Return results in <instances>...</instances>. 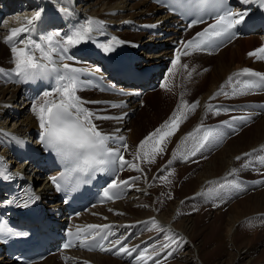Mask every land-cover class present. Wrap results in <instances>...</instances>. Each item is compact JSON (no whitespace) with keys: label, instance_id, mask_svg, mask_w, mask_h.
I'll return each instance as SVG.
<instances>
[{"label":"bare ground","instance_id":"obj_1","mask_svg":"<svg viewBox=\"0 0 264 264\" xmlns=\"http://www.w3.org/2000/svg\"><path fill=\"white\" fill-rule=\"evenodd\" d=\"M130 1L132 0H96L95 2L94 0H0V22L2 21V18H5L0 24V69H4L3 72H0L1 74L0 75V142L2 143V146H0V161L1 163H3L1 164L3 167L0 166V173H3L4 175L9 174L11 176V179H13L14 182L17 181L22 188L30 189L31 187V194L37 197L39 202L44 207L45 211H47L48 207H51V209L59 210L60 217L62 219L59 222L55 221L57 224L56 231L54 227L51 228L53 232L55 231L53 238L48 230L42 228V224L39 225L38 223H34L35 219L31 217H23V216H21L19 219L20 221H30V223L34 224L33 226H38L39 234L47 235L46 244L49 241H50L49 243H54L55 245L57 244L59 232L63 227V224H61V222L65 223L67 221L64 220V217H62V213L66 205H64L63 202L56 201V198L60 195L59 193H56V189L54 190V187L51 184V178L55 174L54 171L56 170L47 171V167L41 166V162L44 161L43 159L36 160V162L34 161L37 155L41 158V156L46 152L43 151V145H42L43 143L40 141L39 138L42 130L40 128L37 115L33 111V105L34 104L38 105L42 103L45 99L58 100L59 94L54 91L55 87L58 84V80L57 78H55L52 85H49V87L46 90H42L40 92V95L35 100H31L32 95L35 94V92L37 91V83L39 80L38 78L32 80H22L19 77L17 78L10 77L9 73H13L11 70L14 69L15 67L14 57L11 51L12 45L9 43H5L4 38L7 35H9V30L11 28L20 27L22 24L26 22L27 19H31L37 11H40L41 13H44L46 15L47 22L45 21L44 23H46V27H47L46 32L48 33L46 34L41 33V29H39V27L37 26V20H35L33 25L30 26L31 31L29 33L22 35L20 37L21 39H25L26 37L30 36L31 39H34L36 43H43L42 38L46 35L53 33H59L57 39H63L66 33L70 34L72 31L79 29L81 26L85 25L89 19L100 21L102 23L92 25L93 31L89 34L90 36L89 39L81 42L78 45L68 47L66 54L69 55L70 58H72L74 61L69 59L65 54L63 55L60 53L53 54V59L56 61L57 65L63 63H69V65H71L72 67L75 68L80 67L82 69H84V66H88L95 73L105 75L109 77L111 81H115L119 85H123L125 87L129 86L131 88L138 87L141 89H146L148 83H150V81L153 80L154 77H156L160 72V70L163 68L164 63L162 61L165 60V56L176 55L174 46L168 47L167 45L169 41H173L175 44H179V41L176 40V37H180L181 33L179 32V30L172 27L171 22H174L176 18L173 15L166 13L164 8L156 6L155 4H153L151 0H139L138 2H135L133 4H130ZM232 2L233 1H231V4ZM78 6L82 7V10L79 9ZM159 10L163 12L160 13ZM256 20L257 19H252L248 23L247 28H249L253 23H255ZM55 22H58L59 26H55L54 24ZM61 23H65V25L69 28V31H65L64 28H62L63 26H61ZM132 23L157 24L158 27L161 28V31H159L160 33L158 34L157 37H159V35L160 37L163 36L166 37L168 32L171 31L169 32L170 36L166 37V39L161 41V43L159 42L157 44L156 43L157 41L155 40V42L151 41V43L149 42V44H146L148 50L153 49L152 47H154L155 49H159V47L164 46L162 50L159 51L157 50L158 53L154 55L157 57L156 60H150V59L147 60V58L151 57V55L145 58L143 56L142 57L140 56V54L141 55L143 54L142 52L139 51H138L139 53L137 52V50H140L141 48L139 43L140 38L144 36L143 33L146 32H142V34L130 33L128 31H125L124 33H120L121 31H119V29L122 28L126 29L124 27H127V24L130 26ZM203 24H198L195 26H199ZM167 25L168 27H166ZM195 26L194 25L187 26V29H191ZM256 27L258 28V26ZM36 28L38 31L35 33ZM49 28H51L52 31L49 32ZM112 28L115 29L114 34L111 32V30H113ZM173 33H175V35H173ZM253 33L254 34H251L252 38L248 39L246 42L249 43L253 41L254 43H257L258 41L260 42L261 40H264V32L256 31L255 29ZM121 35H128V37L130 35L133 39H137V40H133V39L130 40V38L129 39L124 38ZM152 37H154L153 34H151L150 38ZM92 40H97V41L100 40V42H103L104 46L106 45L110 46L111 50L108 52H115L114 50H116L117 47L128 48V50L127 49L119 50L118 52H115L113 55L123 56L125 53L128 54H126L124 58H120L119 62L117 63H113L114 61H112L111 63L107 62V64H105L104 61L101 60L96 55V53L91 49L81 50L77 52V50L81 49L84 42L88 43L95 49H99L100 45L95 44ZM148 40L150 39L144 40L143 43L147 42ZM233 41L239 42L241 41V39L240 40L233 39L231 42ZM17 46L23 47L22 44H18ZM219 48L220 47L215 46L210 48L209 50H197L196 53L194 54L192 53L190 56H196V54H199L206 56L207 58H211L210 65L214 63L213 58L215 57L216 65L214 70L216 71V73H220L224 75H229V74L232 75L233 67L239 68L241 66L242 67V68L240 67L241 69L246 68L244 67L245 64L242 65L238 63L236 65V62L239 60L241 54L239 56H236L234 54L232 55L229 54L228 52H230L229 51L230 47L228 46H226L225 48L223 47L224 49L222 48L221 49L222 51H219L218 53H214L217 55L213 56L212 53L215 50H219ZM35 55L37 57L40 56L38 50L35 52ZM91 57H94L95 59H92ZM254 58L258 59L256 56H254ZM156 62L159 65L158 67L154 68V70L152 69L150 71H144L138 68L139 66H146L151 64L153 65L156 64ZM74 64L79 66L76 67ZM171 64L172 62L170 61L166 62L167 66ZM257 64H259L257 66L259 69H263L261 67H264V61H259L257 62ZM165 69H167V67ZM253 70L254 69H252V71ZM104 71L109 74L103 73ZM216 73H214L215 76L214 80H218ZM77 75L79 76V78L78 77L77 78L81 82V84L80 87L78 88L76 95L80 97L82 101V106L88 109L90 112L94 113V117L96 115L97 116L103 115V112L98 111L99 106L101 105H99V101H95V99L106 97V95L105 94H100L105 96L98 95L99 91L93 90L92 87H90L93 85V82L90 79L85 78L81 72L77 73ZM51 76H54V73L46 75L44 76V78L48 79ZM131 82H136L137 86L135 85V83H131ZM226 82H229V79H227ZM149 89L150 88H148L147 90ZM46 91L51 92L52 95L45 98L43 96V93ZM81 91H85V92L89 91L91 94L95 96L86 98L81 94ZM246 96L251 98L244 99L242 100L243 102L246 103L249 102L248 105L255 106V108H264V103L251 101V100H255L253 97L264 98L263 89L261 88L254 89L250 91V94L249 93L246 94ZM144 97L145 96H143L142 101H144ZM118 109L117 112L113 114V116L115 115V120L119 119L120 122L125 120V124L130 123L132 124L133 127V131L127 133L126 135L127 142L125 143L127 144L128 147L130 140H133L135 135L138 133L137 130L134 129L136 120L131 121V118L124 117L123 111L120 110L121 108ZM8 115H10L12 118L9 117ZM99 120L101 125L102 123H105L106 120H110V119H99ZM97 122L98 119L93 118V123L97 124ZM259 122H260L259 124L250 128V131L257 130L259 132L260 129H262V132H260V135L258 137L251 138L250 141L248 140V144L244 151L249 150L250 148H252L253 145L256 146L259 143L262 144L261 146L264 145V120ZM127 126L128 125L125 126L124 124H122V125H116L115 127H120V130L123 131L125 128H127ZM252 139L256 140L253 144L250 143ZM21 142L24 143L25 145L21 144ZM254 146L253 149L261 147V146L260 147L257 146L254 148ZM24 148L35 150V152H28L27 155L28 160H24L22 158V155L19 154V152L16 153L15 151V149L17 151L19 149V151L21 152ZM120 150L123 151V149ZM244 151L242 150L238 151L235 146L233 147L231 146V148L226 149L224 152H221L220 154L213 156V158L210 161L209 160L207 161L204 167L205 173L200 183H202L203 180H207L211 177L218 176L217 173L219 174L221 171L223 172L228 165L230 166V164H232V160L235 158V156H237L238 154ZM249 152L250 151L244 152L242 155L244 156L245 153H249ZM261 153H264V151H261ZM16 161L22 163L25 162V165L28 162L29 163L26 166L23 165L21 167L16 165L15 169L12 170L11 163H14ZM30 165L31 166L35 165L37 168L33 170L30 168L27 172H25V170H22V167L25 166V169H27L26 167ZM262 165L263 163L260 164V160H259L258 164L256 165V168L259 169L262 167ZM223 173H228V171ZM31 177L34 178V181L31 180L32 179ZM198 179H201L200 175L192 179L189 182V184L192 187H194ZM35 181L40 183L37 186L38 190L41 193L46 194L48 198L42 196V194L40 195L39 192L34 191L35 187L33 185L35 184ZM4 188L5 187L0 186V205L1 202L7 198V196H5L6 192L4 194L5 198H1V192L4 193V191H7L6 189L4 190ZM139 195H141V193H139ZM145 199L146 198H141L134 200L132 202L130 200H121L120 198L119 200L112 203H108L107 205L95 206L91 208L89 211L83 212L81 215L75 216L73 219H70L67 222H69L71 227L82 226L84 224L93 223V222L99 224L111 223L112 235L113 238L116 240H119L125 234L126 230L131 228L135 223L136 229L132 234V239L134 238V236H136V238L134 241H130L131 240L130 239L129 240L130 242L124 245L129 250L135 248V251L131 252V255L134 252H136L135 257L133 259V262L135 264H151L150 259L147 258L152 253L149 250H147L145 257L142 260L136 259V257L141 252H143L142 244L146 242V237L145 236L141 237L143 233V230H141V226L146 227L150 221L148 219H150L151 217H154L155 219L153 224L162 225L160 230L166 231V233L171 235L172 237H177V245L172 244L169 247V249H171L172 247L173 248L177 247L175 249L176 252L179 250V252H177L176 255L177 256L176 264H243L244 262H247V264H249V262L251 261V258L253 256L252 255L253 250L251 247L247 248L244 247L243 245L241 246V248L238 247L239 250L235 252V256L231 258V260L224 258L222 255H220L212 262H205L202 259H206L208 254L207 251H205V243L207 242H205L206 240H203L202 238L203 235L201 233L204 230L203 224L205 223L201 224V227H198V222L196 221L197 215L195 216L194 214H192L185 216L180 221L181 223L178 224L176 222V218L173 215L175 209L174 203H172L170 207L161 211L159 214H156L152 211L146 210V207H142L145 205L143 202ZM228 199L229 198L225 199V201L222 202V208L220 210L218 209L219 211H216L217 212L216 219L213 222V224L216 222L219 223V221L221 222V224H219V228H217V230L220 229V232L216 233V235L214 233L213 236L214 238L217 239L216 245L223 243L224 239H223V234L221 232L223 227L230 226L229 227L230 229L236 227V229L238 230L237 225L240 224L235 225L237 221H239L245 216L250 215L251 213H256L257 211H260L261 209L260 207H262V202L256 199L254 196H249V197L247 196V198H244L241 201H237L236 203H232L230 205H229L230 201ZM47 203H49L50 206ZM205 203L206 202L203 199H200V200H196L193 204H190L188 206L193 207L195 209L199 206L205 208L207 205ZM131 205H135L136 209H133ZM227 205H229V207L227 209L224 208L227 207ZM53 206L56 207L54 208ZM223 208L226 209L227 211L224 210ZM132 213L136 215V218L134 220L138 219L136 222H133V220H128V216ZM225 216H226V223L224 224L222 219H224ZM44 218L43 220L40 221L41 223L46 221H52ZM127 222H133V223H131L130 225L124 224ZM145 223L147 224L145 225ZM248 223H250L251 225L253 221L252 220L245 221L241 223L240 226L242 225L247 226ZM210 225L211 226L208 227L210 228L209 235H207L208 237L214 232L213 231L214 227L212 226V223ZM236 231L233 230L232 233V236L234 238L236 237V233H237ZM38 239L39 238H36L34 242H36ZM180 239H184V241L187 242L188 244L192 243L191 245L193 246H188V244L181 246ZM233 242L235 244V241ZM0 247H1L0 248L1 251L4 249L5 251H7L4 245H1ZM46 249L48 250L50 248L46 247ZM234 249L235 247L233 248V250ZM37 252L40 251L38 250ZM100 252L86 253V252H81L79 250L70 249V250L62 251L60 255L63 257L64 260H69L71 262L70 264L77 263V261L80 259H82V262L77 264H85V262H87V264H128L129 257L131 256L128 255L127 253H125L124 257H121L120 256L121 254H116V253L113 255H109L108 253L103 255ZM55 258L56 256H52V257L50 256L46 258L44 261H40L39 263H35V264H59L58 262L55 261ZM15 263L16 262L14 261L5 259L3 255L0 254V264H15Z\"/></svg>","mask_w":264,"mask_h":264},{"label":"rangeland","instance_id":"obj_2","mask_svg":"<svg viewBox=\"0 0 264 264\" xmlns=\"http://www.w3.org/2000/svg\"><path fill=\"white\" fill-rule=\"evenodd\" d=\"M95 1L96 0H94V2ZM138 1L139 0H132L130 1V4H133ZM78 8L82 10V7L78 6ZM159 12L162 13L163 11L159 10ZM100 13H103V12H100ZM3 19L5 18H2V21ZM2 21L0 22V24L2 23ZM166 27H168V25ZM166 27H163V28H166ZM124 28L126 29H123V28L122 30L119 29V31H121L120 33H124L125 31H128L130 33L142 34V32H144V31H133L129 29L128 26ZM112 29L113 30H111V32L114 34L115 29L114 28ZM256 31H259V29H257ZM143 35L144 36H142L139 41L141 48L138 51L142 52L144 55L140 54V56L141 57L143 56L146 58L147 56L151 55V57L147 58V60L148 59L156 60L157 57L154 55H156L159 50H162L164 46L159 47V49H155L154 47H152L153 49L148 50V47L146 46V44H149V42L151 43V41L155 42V40L157 41L156 42L157 44L159 42L161 43V41L165 40L168 35H166V37L164 36L160 37V35L159 37H157L158 35L156 36L154 35V37L152 38H150L151 34L147 32L143 33ZM121 36L124 38H128V39L130 38V40L133 39L130 35L129 37L128 35H121ZM146 39H150V40L143 43V41ZM248 39L250 38L241 39V41L239 42L236 41V42H233L227 45L228 47H230V50H229L230 52H228L229 54L231 55L234 54L236 56H239L241 54L239 60L236 62V65L238 63L242 65L245 64L244 65V67H246L245 69H248L247 67L249 68L257 67L259 65L257 64V62H259L260 60H255L254 58L250 59L251 56L249 55V53L253 52L251 48L255 49L258 44H259V47L262 45V43H260L259 41L257 43H254L253 41L248 43L246 42ZM133 40H137V39H133ZM167 46L171 47L172 45L168 42ZM219 51H222V50L213 52V56H216L217 54H214V53H218ZM92 59H95V58H92ZM213 59H214V63L210 65L211 58H207L206 56L198 54V56L185 57L183 61H179L175 67H173V64L169 65L171 66L169 71L168 69H165L168 66H164L161 69L159 76H161V73H163V71L165 73V77L162 78L163 86L159 88L160 89L159 92L158 90L156 91L153 90L150 92L149 97L147 96L148 98L143 104L144 106L142 105L138 108L136 107L137 108L136 114L138 117L136 118L132 117V120H136L134 129H136L138 133L135 135L133 140H130L131 141L130 143L132 146H135V149H136L137 145H139L141 141H143L145 134L150 133L153 129L156 130L155 128L158 126L160 128L166 121H168L166 118H168L170 113L172 114L169 117L171 118L173 117V106L176 104L180 105L179 109H180L181 119L179 121V128L175 132L174 135L169 137L161 145V147L164 148V152L162 154H156L155 152H153L154 141H150L148 144H146L144 148V154L146 155V161L148 163V170L144 168V171H143L140 168V166H138V169H141V170L133 169L131 173H133L132 176L137 178L134 180V185L140 186L141 184L147 183L146 185H144L146 186L144 188L149 189V190L147 191L144 189L140 191V192H143L141 194L142 196L140 197L146 198V204H147V206H145L146 210L152 211V207H155L158 209H162L163 211L166 208L170 207L172 203H174L175 205L174 212L177 208L179 209L178 212L173 213L174 217L176 218V222L178 224L181 223L180 221L185 216L192 215V214H194L195 216L197 215L196 221L198 222V227H201V224L205 223L203 224L204 230L201 233L203 235L202 237L203 240H206L205 242H207L205 243V251H207L208 253L207 254L208 258L206 257V259H202V260H204L205 262H212L220 255H222L224 258L231 260V258L235 256V252L239 250L238 247L241 248V246L244 245V247H247V248L251 247L253 250V253H252L253 256L249 264H264V155H262L264 153H261L260 151L261 149L260 146L262 145L260 143L257 144L256 146L253 145L254 148L257 146L260 148L253 149V146H252V148H250L249 150L244 151L248 144V140L250 141L251 138L258 137L260 135V132H262V129H260L259 132L257 130L250 131V128L259 124L260 123L259 121L264 120V108H255V106H252V105H248V106L241 105L240 107L239 105L237 107L238 109L237 108H231V109L225 108V109L232 110L228 115L227 114L223 115V113L225 112L223 108H219V114H217L216 111H210L208 109V105H215V102H217L218 99L221 101H225V102L233 101V102L238 103L240 100L251 98V97L246 96V94H244L245 97H242L240 95L233 96L231 94L234 87L238 88L242 85V80H244L243 77L235 75L237 73L242 72L241 71L243 70L241 69L242 67L241 66H240L241 68L233 67V71L235 72H233V74L229 76L216 73V71L214 70L215 65H216L215 63L216 58L214 57ZM184 65H187V67H184ZM261 68L264 69V67H261ZM214 73H216L218 80H214V77H215ZM171 77L174 81L182 80L184 93L187 95L185 96L186 98L185 97L183 98V101L181 100L180 96H179L180 97L179 102L177 101V96L175 97V92L170 91L171 96L168 94L169 88H168L167 82H169V79ZM229 77L233 78L232 81L226 82V80L229 79ZM239 82H241V85ZM148 88L149 86L146 87V89ZM221 89H223L224 92L228 93V95H223V94L217 95V93L220 92ZM248 93L250 94V92ZM81 94L86 98L95 96L91 94L89 91H86V92L81 91ZM177 94H178V91L176 92V95ZM181 96H184V95H181ZM253 98L255 100H251V101H255V102L257 101V102L264 103V98L262 97L261 98L253 97ZM228 100H231V101H228ZM196 101H199V106L196 107L194 111L190 110L189 106ZM181 102L184 103V107L182 108H181V104H182ZM245 109L248 112H251V114L244 113ZM8 116L11 117L10 115ZM235 116H250L251 119L247 120L244 123H241L240 121H236L233 124L236 128L232 131L225 128V125L222 124V121L228 120L231 123V117H235ZM108 117L113 118V116H108ZM115 124H116L115 122H113L112 124H109L106 121L105 125H107V127H105L104 124L102 126L104 127V129H109L110 127H113V125ZM200 126H203L204 129H208V128L217 129L218 128L225 135L221 142L209 143L205 148L198 151L195 156H191L190 152L194 150L196 142L199 136L202 135V132L195 134L196 139L188 137V134L193 133L194 130ZM128 127L129 129L126 130V133L132 132L133 131L132 124H130ZM255 141L256 140L252 139L250 143L253 144ZM0 146H2L1 142H0ZM231 146L232 147L235 146L238 151H241V150L244 152L250 151L249 152L250 155L245 157L242 155L244 152L238 154L237 156H240L241 160H237L236 159L237 156H235V158L232 160V164H230V166L228 165L227 168L223 171V172L228 171V173H223L221 171L222 172V173L220 172L221 174L217 173L218 176L211 177L212 178L211 182L209 181L206 185H203L206 180H203V182L200 183L205 173L204 167L207 161L208 160L210 161L213 158V156H216L220 154L221 152H224L226 149L231 148ZM253 150H257V151H253ZM133 153H134L133 150H131V154ZM135 154H136V151H135ZM184 154H188L189 158L185 160L183 158ZM166 159H170L172 161L171 164L168 163V165H172V166H169L166 170L159 173L156 177L150 180L149 177L152 175L154 170L158 167L156 163L160 160L161 162H163L164 160L166 162ZM259 160H260V164L263 163L261 167L263 170L261 168L259 169L256 168V165L258 164ZM11 164H12V170H14L16 165L21 167L25 165V162L22 163V162L16 161ZM25 166L22 167V170H25V172H27L30 168L32 170L37 168L34 165L32 166L30 165L26 167L27 169H25ZM233 169H236L237 171L233 172ZM199 175L201 179H198L196 185L192 187L189 184V182L195 177H198ZM31 178H32L31 180L34 181V178L33 177ZM247 179H249L252 183L246 182ZM257 181H260V182L258 183ZM39 184H40L39 182L35 181V184L33 185L35 187L34 191L35 192L37 191L40 193V195L42 194V196H45L48 198L46 194H43L38 190L37 186ZM233 184H238L239 188L233 187L232 186ZM221 185H224V187H221ZM138 188H143V187L140 186ZM130 196L131 195L125 196V199L133 200V198H130ZM247 196L248 197L254 196L256 199L261 201L262 207H260L261 208L260 211H257L256 213H251L250 215L243 217L242 219L237 221L235 225L237 224L241 225V223L245 221H250V220H252L253 223L251 225L250 223H248L247 226L237 225L238 230L236 229V227H234L233 229H230L229 228L230 226L223 227L221 231L223 234V239H224L223 243L216 245L217 239L214 238L213 236H214V233L216 235V233L220 232V229L217 230V228H219V224H221L220 221L219 223L216 222L213 224V222L216 219V214H217L216 211H219L222 208V202L225 201V199L227 198H229L228 200L230 201L229 203L230 205L232 203H236L237 201H241L244 198H247ZM1 198H5L4 193L1 194ZM61 199H62L61 196H58L56 198V201L61 202ZM200 199H203L206 202L205 204L209 206L206 205L205 208L199 206L196 209L188 206L190 204H193L196 200H200ZM181 201H184V202L179 206V203ZM229 205H227V207H224V208L227 209ZM131 206L133 209H136L135 205H131ZM67 210L68 208L65 207L62 213L63 217L67 213ZM135 218H136V215H134V213L128 216V220H134ZM222 220L225 224L226 216ZM153 222H154L153 219L149 221L148 225L145 227V230L143 231L141 235V237L145 236V234H150L151 236L149 241L142 245V248L147 247L154 241H157L156 244L162 243L163 245H172V244L177 245V237H172L170 235L171 240L168 242L169 236L167 235V233L165 234V232H162L161 234L153 236V234H155L161 229L160 225H155L153 224ZM211 223H212V226L214 227L213 229L214 232L208 237L207 235H209V229H210L208 227L211 226L210 225ZM233 230L235 231L237 230L235 238L232 236ZM172 240L176 241V243H172ZM180 241H181V246L188 244L187 242L184 241V239H180ZM233 241H235V244ZM58 242H60V239L57 241V243ZM191 244L192 243H189L188 246H193ZM169 247L163 248L161 250L163 251L165 257L159 258L158 260H152L150 261V263L151 264H176L177 263L176 255H177V252H179V250L176 252L175 250L169 249ZM234 247H235L234 249L235 251L233 250ZM176 248L177 247H175L174 249ZM149 250H155V249L150 248ZM5 252L6 251L4 249L0 251V254L4 256ZM55 261L58 262L59 264L68 263V262L66 263L64 262V259L61 255H59L57 259L55 258ZM15 264H19V263H15ZM243 264H247V262H244Z\"/></svg>","mask_w":264,"mask_h":264},{"label":"snow or ice","instance_id":"obj_3","mask_svg":"<svg viewBox=\"0 0 264 264\" xmlns=\"http://www.w3.org/2000/svg\"><path fill=\"white\" fill-rule=\"evenodd\" d=\"M227 3L228 0H199L201 9H208L209 15H211L213 11L218 13L214 17L215 23L209 25L202 32L197 33L198 39L187 41L183 45L185 51L181 53L180 50H177L175 59L172 61L173 67H175L180 61L181 55L189 54L186 49L193 47V45H195V49H201L214 45L217 39L230 37L232 35V29L236 24L240 23L244 19L246 13H233V11L225 7ZM40 15L41 12L37 11L34 17L27 19L20 27L11 28L9 30V35L4 38L5 43L12 45L11 51L13 53L15 67L11 71L17 77L22 80H32L44 77L51 73H56L58 84L54 91L59 94V99H45L42 103L33 105V111L37 115L39 125L42 130L39 137L40 141L46 145L47 148L54 151L68 166L67 173L69 175L72 173L88 174L97 171H105L107 169H110L115 173L121 170L125 165H128L133 169L141 170L138 169L137 164H129V162L124 159L119 148H108L106 142L109 137L103 135L97 129L96 124L93 123V118L111 119L112 117H94V113L82 106L80 97L76 95L81 84L76 74L80 73L82 69L72 67L66 63L57 65L56 61L53 59L54 53H60L62 55L66 54L69 46L78 45L89 39V34L93 31L92 25L100 24L102 22L89 19L86 24L81 26L79 29L72 31L70 34L66 33L63 39H57L59 33L44 36L42 38L43 43H36L30 36L25 39H21L20 37L22 35L31 31L30 26L33 25L35 20L39 19ZM196 22L198 21H194V23ZM18 44H22L23 47L17 46ZM37 50L40 53L39 57L35 55ZM104 50L110 51L111 48L106 45L104 46ZM249 55L256 56L258 59L264 60V47L256 49L255 51L249 53ZM184 67H187V65H184ZM3 71L4 69H0V72ZM235 75L257 76L261 78L262 82H264V74L254 73L250 69H243L242 72ZM232 79V77H229V82H231ZM262 86H264V83L246 79L240 87H234L231 94L233 96L244 95ZM219 94L228 95V93L224 92L223 89L217 93V95ZM51 95L52 93L48 91L43 93L45 98ZM198 106L199 101H196L189 107L190 110L194 111ZM182 107H184L183 102L181 104V108ZM208 109L210 111H216V113L219 114L218 106L208 105ZM227 110L228 109H224V111ZM180 119V109H177L169 121H166L160 128H157L154 132L145 137L144 141H141V144L138 147L143 148L145 144H148L150 141H154L153 152L156 154H162L164 152V148L161 147V145L178 130ZM250 119V116H235L231 117V123L230 121L225 120L222 121V124L232 128L236 121L244 123ZM201 132L202 135L199 136L194 150L190 152L191 156H195L198 151L205 148L209 143L221 142L225 135L218 128L204 129L203 126H200L195 129L193 133H189L188 137L196 139L195 134ZM117 139L120 141L125 140L124 137H118ZM122 146L125 149L127 148L126 143ZM260 151H264V146H261ZM140 155L141 153L137 151L136 156L139 157ZM249 155L250 153L244 154L245 157ZM183 158L186 160L189 158V155L184 154ZM236 159L241 160V157L237 156ZM171 163L172 161H169V164ZM236 171V169H233V172ZM0 175H2V173H0ZM117 178H114L108 185L109 189L128 186V181L120 180L119 183H117ZM51 179L53 183H56V177H52ZM60 179L66 181V177L64 175H62ZM130 179L135 180L137 178L132 177ZM257 182L259 183L260 181ZM232 186L239 188L238 184H233ZM57 187L59 188V184H57ZM221 187H224V185H221ZM104 195L111 199L108 195V190H105ZM109 227V225H87L83 229L77 228L76 231L77 233H80L89 232V230L95 229L98 230L95 233V235L98 236ZM8 231H10V229H7L6 226L0 223V233ZM101 238L107 239V234ZM168 239L171 240L170 237ZM172 243H176V241L172 240ZM115 245H121L116 254L127 253L128 255H131V252L135 251V248L129 250L120 240H116L112 246L115 247ZM69 246L70 245L67 244L65 245V247ZM169 246L170 245H162V248H167ZM99 247L102 251L112 250L111 248H105L103 244H100ZM146 253L147 249L141 252L136 259L142 260ZM147 258L151 259L150 256ZM85 264H87V262H85Z\"/></svg>","mask_w":264,"mask_h":264}]
</instances>
